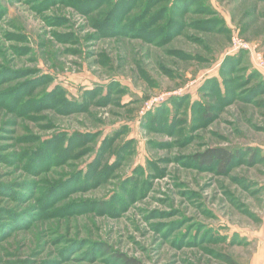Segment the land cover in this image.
<instances>
[{"label":"rangeland","instance_id":"rangeland-1","mask_svg":"<svg viewBox=\"0 0 264 264\" xmlns=\"http://www.w3.org/2000/svg\"><path fill=\"white\" fill-rule=\"evenodd\" d=\"M127 259L263 263L264 0H0V264Z\"/></svg>","mask_w":264,"mask_h":264},{"label":"trees","instance_id":"trees-1","mask_svg":"<svg viewBox=\"0 0 264 264\" xmlns=\"http://www.w3.org/2000/svg\"><path fill=\"white\" fill-rule=\"evenodd\" d=\"M234 158H236V152H232L220 147L207 149L203 153L195 156L197 163L205 166H214L221 173L226 172L227 168L231 165ZM124 263L136 264V262L131 259H127Z\"/></svg>","mask_w":264,"mask_h":264},{"label":"crops","instance_id":"crops-1","mask_svg":"<svg viewBox=\"0 0 264 264\" xmlns=\"http://www.w3.org/2000/svg\"><path fill=\"white\" fill-rule=\"evenodd\" d=\"M262 264H264V261H263V263Z\"/></svg>","mask_w":264,"mask_h":264}]
</instances>
